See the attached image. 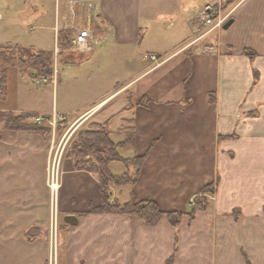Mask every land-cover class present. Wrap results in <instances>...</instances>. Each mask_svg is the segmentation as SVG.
<instances>
[{
  "label": "crops",
  "instance_id": "obj_1",
  "mask_svg": "<svg viewBox=\"0 0 264 264\" xmlns=\"http://www.w3.org/2000/svg\"><path fill=\"white\" fill-rule=\"evenodd\" d=\"M214 1L77 0L70 8L69 0H63L62 22L56 18L62 24L54 26L56 45L60 30L75 34L74 25L80 23L90 27L91 33L99 38L97 45L101 44L102 55L113 51L114 55H119L120 63L123 54L131 58L128 66L132 73L123 82L118 81L117 89L100 98H88L83 105L85 109L72 119L63 109L61 114L65 115V120L59 122L60 128L51 127V132L11 129L0 122V264H50L54 252L48 184L52 152L64 134L67 137L71 133V137L83 123L102 122L92 117L96 109L113 96L111 100L121 99L120 105L104 115L105 120L109 119L110 123L116 115L130 113L136 125V137L142 127L151 124L149 111H154L152 102L155 100L166 104L159 111L176 109L180 104L169 102L181 99L185 105L176 112L184 117L189 116L187 110L199 109V120L207 113L214 141L212 175L191 194L181 197L185 203L188 199L189 208L165 210L189 211L193 196L214 181V192L206 195L210 205L197 210L193 219L184 215L178 229L166 217L156 225H148L136 215L121 212L90 211L80 215L78 213L102 203L100 182L96 173L76 169L72 158L62 155L59 167L62 193L60 188L58 191L60 224L56 239L58 264H166L174 253L176 232L178 250L172 264H264V0H239L231 4L230 17L234 22L228 28H233L232 31H214L219 33L216 38L204 37L202 33L207 27L196 14ZM33 2L22 0L19 6H13V2L4 6L5 32L25 28V33H30L35 29V23L43 17V0ZM28 3L35 7L34 24L10 16L12 11L29 12ZM0 17H3L1 13ZM227 33H237V36ZM138 49L145 50L144 57L155 53L161 62L154 63L149 58V63L136 62L134 53ZM186 51H191L188 55L195 53L193 59H197L201 71L203 67L213 71V86L205 91L204 102L199 107L193 105L194 89L181 90L182 83L190 86L184 71L175 81L172 74L160 72L166 62ZM208 60L213 62L212 66ZM157 69L160 73L155 79L140 83L143 76ZM33 74L32 70L31 77ZM27 87L30 89L29 85ZM210 92L214 95L212 101ZM29 98L24 103L0 104V110L17 114L37 111L49 117L59 113L58 101L53 109L43 110L40 97ZM44 121L50 127L49 120ZM156 133L159 132L153 135ZM151 135L150 132L143 153L151 146L150 152L137 183L132 186L134 200L147 197L156 200L157 197L150 187L154 182L143 177L151 173L152 178L159 176L157 160L161 155L159 151L164 149L165 138L160 133L153 138ZM151 141L154 142L151 144ZM157 184L161 186L159 192H163L164 183ZM114 186L111 185V191L117 199ZM139 187L147 194L142 196ZM235 209H240L238 216L234 214ZM66 214L77 215L78 221L66 223Z\"/></svg>",
  "mask_w": 264,
  "mask_h": 264
},
{
  "label": "rangeland",
  "instance_id": "obj_2",
  "mask_svg": "<svg viewBox=\"0 0 264 264\" xmlns=\"http://www.w3.org/2000/svg\"><path fill=\"white\" fill-rule=\"evenodd\" d=\"M21 1L22 0H0V13L3 16L0 17V45H14L19 43L36 49L51 48V50L54 51L57 42L54 26H57L58 23L62 24L63 0H43V17L41 21L35 23L37 26L35 29L30 30V33H25V28H21L22 31H15L14 33L5 32L3 22L6 20L7 13L5 12L4 6L7 5V3L10 4L11 2H13V6H19L21 5ZM33 1L34 0H32V2ZM26 9L29 12H15V14L12 11L10 16L18 20H25L26 22L33 23L35 7L34 5L28 3ZM232 10L233 9L230 10V8L224 7L221 9L222 14L227 12H230L231 14ZM56 18L61 20V22H57ZM200 22L198 21V23ZM201 23L207 27L202 35L209 38H216L219 35V33H215L216 31L226 32L232 31L233 29H225L223 28V24L211 29V24L208 25L203 22ZM81 27L86 26L81 25ZM223 34L224 33H221V35ZM227 34L232 37L237 36V33ZM99 45H96L97 49L95 51L82 52L80 50H75L76 53H80L76 55H81L82 61L70 62L64 57V54H59L61 53V51H59L58 56L55 58V75H53V80L44 82L40 85L32 80V68H26L24 70V68H20L18 65H9L6 70L5 88L3 91L0 89V104L3 105L6 103L9 105L17 102L24 103L25 101H29L30 96L36 98L40 97L42 102L41 108L43 110L53 109V106L58 101V115H62L61 112L64 109L68 118L72 119L85 109L83 105L88 98H95L97 96L100 98L108 92L117 89L118 81L123 82L132 73V70L128 66L131 58H127L126 55L123 54L121 55L120 63L118 60L119 55H114L113 51L102 55L99 51ZM10 48L14 47L10 46ZM144 52V49H138V51L134 53V58L136 56V62L138 60L140 62H150L148 57H144ZM190 52L191 51H186L185 53L182 52L173 57L171 60L166 62V64H164L160 72H166L170 75L172 74L174 76L172 80L175 81L180 78L182 71H184L186 77L189 79L190 86L188 87L187 84L184 85L182 83L181 90H187L184 88L194 89L195 101L193 105L195 107H199L204 102L205 91L207 89H211L213 86V71L209 70L208 67H203V71H201L198 65L199 62L197 59H193L195 58V56H193L195 53L188 55ZM202 55L201 57L204 58V55ZM164 56L165 55H163V57ZM190 57H192L193 60ZM158 60L160 61V58ZM208 61L209 65L212 66L213 62L210 60ZM120 67L125 68L120 69ZM182 67H185V70H183ZM159 70L160 69H157L155 72L143 76L140 83L147 84V82H150L151 79H155V77L160 73ZM54 83L55 88H52ZM27 85L30 86V89ZM113 97L106 100L96 109L92 120H102L103 122L106 118L104 115L116 110V108L120 105L121 99L116 98L115 100H111ZM171 99L172 97H170V100ZM180 100L170 101L169 103L180 105L176 109L171 108L169 111L166 109H161V111L158 110L160 107L162 108L163 105L166 106L165 102L159 103V100L153 101L152 108L154 111H149L152 121L151 124L144 126L145 128L142 127L137 133L138 137H136L135 134V144L128 143L118 147L119 155L124 159H129L143 153L145 149L144 146H147L150 140V137H148L150 132L152 134V138L158 136L159 133L165 138L162 145V148L164 149L159 151L161 152V155L157 160V174H159V176L152 178L150 177L152 173L146 174L145 177L142 176L143 178H147L148 180H152L154 182L150 187L155 190V193H153L157 196L155 199L163 209H173L174 207H179V209H183V207L189 208L188 199L186 198L185 203L184 201H181V197L184 198L185 194H191L190 192L193 189L197 188L198 185H200L203 181H206L212 175L210 163L213 158L212 151L214 141L212 138L210 122L205 116L207 113L204 112L202 114L204 117L199 120L197 119V117L199 118V114L197 112L199 109H197V111L187 110L189 116L184 117V115L176 112V110H179L180 107L185 105H183V102ZM97 101L98 100L93 103H96ZM32 112L34 114H39L37 111ZM125 113H123V115L118 114L110 119L109 130L111 131L112 139L116 143L125 141L129 137L128 133H130V131H134V126L136 128L131 114L128 112ZM123 117H127L129 119ZM124 120H128L129 122H124ZM87 123L88 122L83 123L75 130L74 134H72L70 138L68 137L63 156L66 155V150L75 135L79 130L84 129L88 125ZM73 131L74 130H72V132ZM154 132L159 133L153 135ZM199 137L202 138V141L199 140ZM64 140H66V137ZM153 142L154 141H151L150 143L152 144ZM161 144L157 147L159 148ZM56 146L57 142L55 144V149ZM55 149L52 152L53 156L56 154ZM109 169L114 174L122 175L126 173V171H131L132 168L122 160H113L109 163ZM186 181L188 182L186 183ZM158 182L164 183L163 192H159L161 186L157 184ZM212 183L214 189L215 182L213 181ZM111 185H116L114 186L115 188H113V192H116L118 195L117 199L120 202L133 199L132 193L134 192V188L132 187V184L125 183L122 185ZM60 189L62 193V188ZM119 189H122V192H119ZM138 192L141 193L142 196L147 194L146 190L141 187H139ZM208 193L211 194L212 192ZM206 195L207 194H205V198L209 201ZM195 196L196 195H194L191 199V204H194L196 201L197 196ZM113 198V194H111V201H113ZM147 198L152 199V197ZM188 210L190 211V209ZM54 239H56V237H54ZM55 252H57V245L54 240V253ZM55 256L58 262L59 257L57 254L54 255V257Z\"/></svg>",
  "mask_w": 264,
  "mask_h": 264
},
{
  "label": "trees",
  "instance_id": "obj_3",
  "mask_svg": "<svg viewBox=\"0 0 264 264\" xmlns=\"http://www.w3.org/2000/svg\"><path fill=\"white\" fill-rule=\"evenodd\" d=\"M238 1L228 0L223 7L229 8L231 4ZM72 36L73 33L69 30H60L58 32V45L62 48L59 54H64V57L70 62L80 61L81 56L76 55L75 51L72 50ZM10 46L14 48H10ZM54 60L55 54L53 50L36 49L19 43L14 45H0V89L3 91L5 88L6 70L9 65H18L20 68H24V70L26 68H32L35 71L32 79L35 80L38 76L53 77ZM213 98L214 95L210 92V100L212 101ZM37 115L39 114H34L33 112L17 114L11 110H0V122H3L5 127L11 129L19 130L29 128L39 132H51V125L50 127L47 126L44 120L41 122L30 120V118ZM124 122L129 121L124 120ZM59 126L61 124L57 125V127ZM128 134L129 137L125 141L116 143L111 137L109 119H107L103 122H90L84 129L78 131L69 144L66 155L72 158L73 165L76 169H85L96 173L100 182L102 195V203L99 206L78 214L84 215L90 211L102 213L121 212L136 215L148 225H156L163 217H166L178 229L184 215H188L189 219H193L197 210H204L209 207L210 202L205 198V194L214 191L212 182L201 188V194L197 195L192 208L187 212L162 209L156 200L149 198L140 200L131 199L126 202H120L118 199L113 198V201H111V184H136L142 166L151 149V146H149L142 154L129 159L122 158L119 155L118 147L128 143L132 144L135 140L134 131H130ZM113 160L124 161L132 168L131 171H126L122 175L114 174L109 169V163ZM239 213L240 209L234 210L236 216ZM178 241L179 236L176 232L174 253L168 258L166 264L173 263L178 250Z\"/></svg>",
  "mask_w": 264,
  "mask_h": 264
},
{
  "label": "built area",
  "instance_id": "obj_4",
  "mask_svg": "<svg viewBox=\"0 0 264 264\" xmlns=\"http://www.w3.org/2000/svg\"><path fill=\"white\" fill-rule=\"evenodd\" d=\"M224 0H216L212 3H208L204 5L202 9H200L196 17L199 19V21L203 22L204 24H211V29L222 25L225 20L228 18L230 12H227L225 14H222V4ZM77 3V0H69L70 8H73ZM92 15H94L92 13ZM74 29L76 30L75 35L72 38L73 48L80 51H92L95 49L97 43L99 42V38L97 36H94L91 33L90 27H81V24L74 25ZM59 51L58 46H56V52ZM148 58H150L153 61H156V63H159L158 56L154 53H147L145 54ZM51 78L48 76H38L35 78V83L38 85L48 82ZM46 117L37 115L34 117L35 121L41 122ZM49 119V123L55 128L57 123L64 119V116L54 114ZM68 132V131H67ZM71 134V133H70ZM70 134L66 137V134H64L63 139L59 142V144L56 146L55 152L53 158L50 161V165L48 167V184L51 190V220H50V233L52 236V241L56 244L57 239V231L60 224V217H59V210H58V189H59V181H60V159L63 155V152L65 150V146L68 141V137H70ZM66 137V140H64ZM53 149V146H52ZM53 155V154H52ZM56 237V239H54ZM57 252H53L50 257V264H58L56 256Z\"/></svg>",
  "mask_w": 264,
  "mask_h": 264
},
{
  "label": "water",
  "instance_id": "obj_5",
  "mask_svg": "<svg viewBox=\"0 0 264 264\" xmlns=\"http://www.w3.org/2000/svg\"><path fill=\"white\" fill-rule=\"evenodd\" d=\"M234 22V18L230 17L229 19H227L225 21V23L223 24V28L227 29L228 27H230V25ZM64 221L66 223H70V224H75L78 221V217L75 214H66L64 216Z\"/></svg>",
  "mask_w": 264,
  "mask_h": 264
}]
</instances>
